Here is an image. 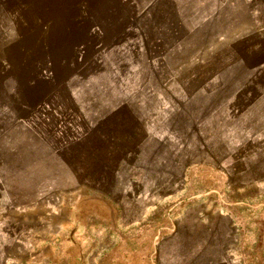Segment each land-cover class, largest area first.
I'll return each mask as SVG.
<instances>
[{"label":"rangeland","instance_id":"1","mask_svg":"<svg viewBox=\"0 0 264 264\" xmlns=\"http://www.w3.org/2000/svg\"><path fill=\"white\" fill-rule=\"evenodd\" d=\"M51 1L0 0V20ZM215 31L189 39L177 26L176 40H159L158 100L142 92L135 113L94 128L66 93L20 112L27 125L0 105V188L16 209L43 198L41 211L62 217L47 222L31 264H264V77L251 108L222 124L211 115L231 87L253 83L243 70L264 68V36L214 40Z\"/></svg>","mask_w":264,"mask_h":264},{"label":"crops","instance_id":"2","mask_svg":"<svg viewBox=\"0 0 264 264\" xmlns=\"http://www.w3.org/2000/svg\"><path fill=\"white\" fill-rule=\"evenodd\" d=\"M164 2L58 0L48 5H18L15 13L6 10L8 17L0 20V29L11 22L14 32L5 35L0 31V105L5 101L13 110L11 123L27 125L20 112L46 106L58 100L59 93L68 95L92 128L122 110L135 113L142 92L150 90L156 102L158 67L164 60L159 55V40H176L177 26L186 30L189 39L202 32L207 40L212 28L216 30L214 40H247L256 33L264 36V0ZM162 12L168 14L165 19ZM243 71L253 83L246 81L237 91L231 87L229 99L215 104L211 115L220 124L230 121L234 110L253 106L256 101L248 99L250 92L260 90L259 97L263 93L255 77H264V68ZM165 92L170 93L168 88ZM174 106L170 102L166 108ZM137 116L143 122L141 111ZM33 204L38 207L16 209L14 200L0 188V264H31V258L46 246L47 222L62 220L61 214L41 211L46 199ZM14 221L22 225L17 227ZM31 221L37 226L32 227Z\"/></svg>","mask_w":264,"mask_h":264}]
</instances>
